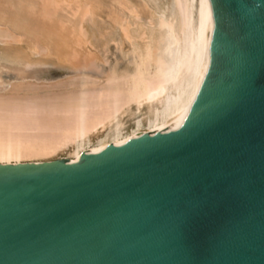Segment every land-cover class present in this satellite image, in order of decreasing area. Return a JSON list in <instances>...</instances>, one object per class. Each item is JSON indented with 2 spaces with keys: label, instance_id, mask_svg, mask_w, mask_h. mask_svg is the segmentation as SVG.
Returning a JSON list of instances; mask_svg holds the SVG:
<instances>
[{
  "label": "water",
  "instance_id": "water-1",
  "mask_svg": "<svg viewBox=\"0 0 264 264\" xmlns=\"http://www.w3.org/2000/svg\"><path fill=\"white\" fill-rule=\"evenodd\" d=\"M210 3L183 120L76 162L0 164V264H264V0Z\"/></svg>",
  "mask_w": 264,
  "mask_h": 264
},
{
  "label": "bare ground",
  "instance_id": "bare-ground-1",
  "mask_svg": "<svg viewBox=\"0 0 264 264\" xmlns=\"http://www.w3.org/2000/svg\"><path fill=\"white\" fill-rule=\"evenodd\" d=\"M86 21L104 25L97 24L102 38L118 30L121 47L132 44L139 21L155 36L142 52L131 48L135 66L116 86L107 73L105 86L83 85L56 99L38 94L31 80L52 75L44 65L79 74L106 61L107 43L95 48ZM215 25L210 0H0V27L11 32L0 39V164L76 162L183 120L207 75ZM11 87L12 94L2 93Z\"/></svg>",
  "mask_w": 264,
  "mask_h": 264
},
{
  "label": "rangeland",
  "instance_id": "rangeland-1",
  "mask_svg": "<svg viewBox=\"0 0 264 264\" xmlns=\"http://www.w3.org/2000/svg\"><path fill=\"white\" fill-rule=\"evenodd\" d=\"M59 1H62V0H59ZM100 23H101L100 21H98L96 23H92L91 21H86L85 24H84V30H85V32L88 35V39H91L90 41L95 46V48H99L100 50H102V48H104L105 44L107 43L108 57H107L106 61L104 62V64L101 62L98 65H95V66H92V67L87 68L86 70H84L83 72H81L79 74L73 73L72 71L62 72L66 68L64 66H59V65H54V64L44 65V66H42L43 69L50 71L52 73V75L49 77V79L42 80V81L31 80L32 82H36L37 83L33 87V88H35V89H33L34 91H38L37 93L40 94V95H44L45 94L46 96H49V98L56 99L57 97L60 98V97L72 96L83 85L86 86L87 84L88 85L89 84H94L95 86H97V85L99 86V85H103L104 84L103 86H105L107 83L106 82L104 83L103 81H105L104 78H105V75L107 73L114 74L115 77H117V79L114 78L113 81H111L110 84H109V85H112L113 84L114 86H116L117 84H119L120 83L119 81H122L120 79L121 78L120 76H122L124 74L125 75H129V73L133 70V68L135 66V60H136L135 53L136 52H138V53L142 52L144 50L145 44L148 41H150L155 36V33L154 32H152L151 30L149 31V29H152V26L149 25L148 23H146L145 21H139V23L138 22L136 23L137 25L134 24L131 27V33L133 35V40L134 41L132 40V44L129 43V44H127V46L121 47L120 46V39H119V31L118 30L117 31L116 30L113 31L112 36H110L109 38H102L101 37V32H102V27L104 25L102 23L101 24ZM97 24L98 25L100 24L99 26H102V27H99L98 28V25ZM147 27H149V28H147ZM1 28L2 27H0V29ZM140 31H142V32H140ZM148 32H152V34L151 33L149 34ZM10 34H11V32L8 31L7 28H3V29L0 30V37H1L0 39L1 40H6V39H8L11 36ZM141 35H142V37H141ZM143 36L145 37V39H144ZM101 38H102V41H101ZM112 38H114L113 39L114 41L112 40ZM139 38H141V40ZM146 40H147V42H146ZM132 45L134 47H132ZM138 47L140 49L138 51L132 53V55H131V52L132 51H135V50H133V48L135 49V48H138ZM131 48H132V51H131ZM40 50H42V49H40ZM42 53H43V50H42ZM132 56L134 57V59H133ZM103 65H105V66H103ZM72 75H73L74 81L71 78ZM77 75L78 76L81 75V77H77ZM86 75L89 76V77H91V78L88 77L89 78V81H87V78L85 77ZM69 77L72 80L69 79ZM66 78L69 79V81ZM79 78H81V79H79ZM94 78L96 79L95 81H94ZM65 79H66L67 83H69V84H65ZM60 80L62 82H64V83L60 82ZM114 80H116V81H114ZM51 82H52V84H51ZM102 82H103V84H102ZM53 83H55V85L57 84L55 86V88H54V84ZM59 83H61L62 85L60 86ZM88 85L86 87H90L91 86V85L90 86H88ZM36 86L37 87L39 86V87L36 88ZM24 87L25 86H23V88ZM48 88H50L49 91H48ZM11 89H12V87L9 88V90H6V91H4L2 93L3 94H6V95L7 94H12L10 92ZM38 89H40V90H38ZM42 89H43V91H42ZM55 90H57V91H55ZM48 92H49V94H51V92L52 93H55V95L54 94L49 95ZM70 92H72L73 94L70 93Z\"/></svg>",
  "mask_w": 264,
  "mask_h": 264
}]
</instances>
